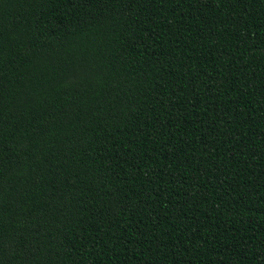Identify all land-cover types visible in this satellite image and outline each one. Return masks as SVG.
Here are the masks:
<instances>
[{"label":"trees","instance_id":"1","mask_svg":"<svg viewBox=\"0 0 264 264\" xmlns=\"http://www.w3.org/2000/svg\"><path fill=\"white\" fill-rule=\"evenodd\" d=\"M0 264H264V0H0Z\"/></svg>","mask_w":264,"mask_h":264}]
</instances>
